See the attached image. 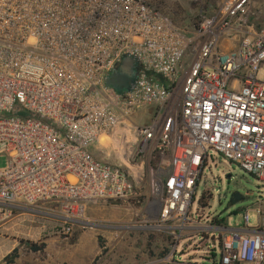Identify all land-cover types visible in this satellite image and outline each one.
Wrapping results in <instances>:
<instances>
[{
    "label": "built area",
    "instance_id": "built-area-1",
    "mask_svg": "<svg viewBox=\"0 0 264 264\" xmlns=\"http://www.w3.org/2000/svg\"><path fill=\"white\" fill-rule=\"evenodd\" d=\"M251 3L222 0L191 34L146 0H0V156L8 159L0 226L52 201L59 232L69 235L88 206L131 198L129 173L92 148L123 117L157 106L153 123L135 133L140 153L161 161L154 219L172 232V254L188 232L203 241L219 231L220 261L212 250L206 259L264 264V195L253 205L255 228L249 209L244 229L190 218L211 151L264 187V26L249 21ZM125 59L136 79L120 92L108 82L121 78Z\"/></svg>",
    "mask_w": 264,
    "mask_h": 264
},
{
    "label": "rangeland",
    "instance_id": "rangeland-1",
    "mask_svg": "<svg viewBox=\"0 0 264 264\" xmlns=\"http://www.w3.org/2000/svg\"><path fill=\"white\" fill-rule=\"evenodd\" d=\"M157 5L177 24L190 16L208 10L206 1L148 0ZM222 0H210L216 8ZM249 21L259 29L264 26V0H251ZM213 15V14H212ZM264 78V65L258 79ZM159 107L150 106L122 118V123L108 137H102L92 148L96 159L122 167L135 186L134 195L126 200H100L88 206L83 224H75L69 235L59 232L58 206L45 201L36 208L25 207L16 212L7 224L0 226V264H215L206 259L214 251L220 261L221 232L212 231L203 241L202 232H188L175 248L170 231L159 229L155 217L160 204L154 202L155 177L161 161L150 152H142L136 129L153 123ZM120 137V138H119ZM106 140V141H105ZM109 141V142H107ZM105 143V144H104ZM192 206L190 218L206 227L212 220L223 221L222 228L244 229L243 215L249 209V227L257 225L253 205L264 195L263 185L237 164L211 151ZM6 155L0 156V167L6 168ZM163 173V171H162ZM231 175V178H227ZM210 193L209 206L201 210L199 201L204 192ZM241 194L245 200L229 207L231 195ZM158 200V199H157ZM34 210V211H33ZM203 215V216H200ZM40 247L34 252L33 246ZM170 248L164 258L160 255Z\"/></svg>",
    "mask_w": 264,
    "mask_h": 264
},
{
    "label": "trees",
    "instance_id": "trees-1",
    "mask_svg": "<svg viewBox=\"0 0 264 264\" xmlns=\"http://www.w3.org/2000/svg\"><path fill=\"white\" fill-rule=\"evenodd\" d=\"M147 2H149L148 0H146ZM194 1H196V3H202L203 1H206V3H205V5L206 6H208V10L206 11V12H203V14H198V15H196V16H190V17H188L185 21H184V23L180 26V25H177L172 19V21H173V23L177 26V27H179V28H181V29H184V30H187L189 33H194V32H196L197 30H199V28H200V26L202 25V23L205 21V20H207V19H211L213 16H215L216 15V13H217V10H218V8H216L215 6H214V4H208L209 2H210V0H194ZM149 3H151V2H149ZM152 4V3H151ZM153 5V4H152ZM156 7L157 8H159V9H161L160 7H158L157 5H156ZM213 14V15H212ZM169 16V15H168ZM170 17V16H169ZM171 18V17H170ZM191 34H188L189 36H191ZM210 198H211V195L210 194H208V193H204L203 194V196L201 197V199H200V201H199V206L202 208V209H205V208H207L208 206H209V200H210ZM245 200V198L241 195V194H239V193H237V192H235V193H233L232 195H231V199H230V202H229V207H232V206H234L235 204H237V203H239V202H241V201H244ZM222 223H223V221H221V220H219V219H214L213 221H212V224L213 225H222ZM171 239V237H167V240H170ZM32 249H33V251L34 252H38V251H40L41 249H40V247H38L37 245L36 246H33L32 247ZM170 248H166V250H165V252L164 253H162L161 255H160V257L161 258H164L166 255H168L169 253H170ZM211 255V257L213 258V260H215V258H216V255L214 254V253H212V254H210Z\"/></svg>",
    "mask_w": 264,
    "mask_h": 264
},
{
    "label": "water",
    "instance_id": "water-1",
    "mask_svg": "<svg viewBox=\"0 0 264 264\" xmlns=\"http://www.w3.org/2000/svg\"><path fill=\"white\" fill-rule=\"evenodd\" d=\"M134 62L131 59H125L121 67L122 76L121 78L112 80L108 82V85L114 87L118 91H130L132 85L135 82V74L130 71L131 66ZM227 178H231V175H228Z\"/></svg>",
    "mask_w": 264,
    "mask_h": 264
},
{
    "label": "bare ground",
    "instance_id": "bare-ground-1",
    "mask_svg": "<svg viewBox=\"0 0 264 264\" xmlns=\"http://www.w3.org/2000/svg\"><path fill=\"white\" fill-rule=\"evenodd\" d=\"M120 138V137H119ZM106 141V140H105ZM107 142H109V141H107ZM105 144V143H104Z\"/></svg>",
    "mask_w": 264,
    "mask_h": 264
}]
</instances>
